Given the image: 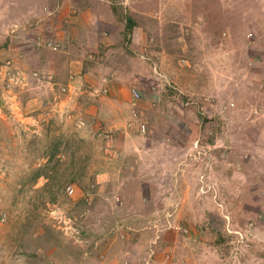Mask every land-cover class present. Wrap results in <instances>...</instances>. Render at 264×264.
Instances as JSON below:
<instances>
[{
  "label": "rangeland",
  "instance_id": "rangeland-1",
  "mask_svg": "<svg viewBox=\"0 0 264 264\" xmlns=\"http://www.w3.org/2000/svg\"><path fill=\"white\" fill-rule=\"evenodd\" d=\"M261 105L264 0H0V264H264Z\"/></svg>",
  "mask_w": 264,
  "mask_h": 264
},
{
  "label": "crops",
  "instance_id": "crops-1",
  "mask_svg": "<svg viewBox=\"0 0 264 264\" xmlns=\"http://www.w3.org/2000/svg\"><path fill=\"white\" fill-rule=\"evenodd\" d=\"M93 6H90V7H87L86 5H84L83 6V8H82V12H81V14L80 15H82L83 13L84 14H86L88 11H93ZM47 25V23H41V25H40V29H41V33H39L38 34V37L37 38H41V39H45V38H43L42 36H46V37H48L49 35H50V40L51 39H54V40H64V41H66L70 46H73L75 43H77V40L75 39L76 38V36L75 35H73V37L71 36V38H73V39H71L70 38V34L69 33H65L64 35V38L63 37H59L60 35V33L61 32H57L58 33V35L57 34H55L56 32H54L53 30H50V29H48V27L46 26ZM31 26H33L32 24H31ZM42 26H44V27H42ZM46 26V27H45ZM43 29L45 30V31H43ZM48 30V31H47ZM43 31V32H42ZM70 39H71V41H70ZM61 43V42H60ZM79 45V44H78ZM80 46V45H79ZM79 46L78 47H76V49H78L79 48ZM62 49V48H61ZM51 50H53V49H51ZM49 52H54V56H60V55H58V53H61V52H66V51H63V49L62 50H53V51H49ZM57 52V53H56ZM44 54L46 53V52H43ZM47 54V53H46ZM75 56H73V58H74ZM40 58H41V60H42V58H43V56H42V53H41V55H40ZM60 58V57H59ZM47 58H45V60L44 61H48V59L46 60ZM77 61H80V59H77ZM76 64H77V62H76Z\"/></svg>",
  "mask_w": 264,
  "mask_h": 264
},
{
  "label": "built area",
  "instance_id": "built-area-1",
  "mask_svg": "<svg viewBox=\"0 0 264 264\" xmlns=\"http://www.w3.org/2000/svg\"><path fill=\"white\" fill-rule=\"evenodd\" d=\"M39 40H41V38H39ZM39 43L41 45H45L46 44L45 46H47V47H49V48H51L53 50H60L59 49L60 48L59 45L56 44L53 40H46L43 43H41V41H39ZM70 86H71V84H70ZM66 88H67V85L64 86V89H66ZM132 96H133L134 100L140 99L142 97V92L139 89H137V88H133L132 89ZM254 112H255L254 114L259 118V120H261L264 123V105H261L260 107H257ZM66 190L71 195L75 192V188H74L73 185H68L66 187Z\"/></svg>",
  "mask_w": 264,
  "mask_h": 264
},
{
  "label": "trees",
  "instance_id": "trees-1",
  "mask_svg": "<svg viewBox=\"0 0 264 264\" xmlns=\"http://www.w3.org/2000/svg\"><path fill=\"white\" fill-rule=\"evenodd\" d=\"M127 20H128V23H127V25H126V34L129 35V34H131V32L133 31V25H134L135 23H134V20H133V18H132L131 16H128V17H127ZM60 144H61V141H60V142H59V141H56V142H55L53 152H56V151L58 150ZM52 154H54V153H52Z\"/></svg>",
  "mask_w": 264,
  "mask_h": 264
}]
</instances>
